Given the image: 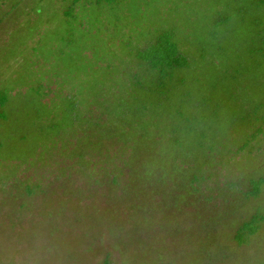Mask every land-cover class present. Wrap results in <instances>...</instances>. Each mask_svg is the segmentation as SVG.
I'll list each match as a JSON object with an SVG mask.
<instances>
[{"label": "rangeland", "instance_id": "rangeland-1", "mask_svg": "<svg viewBox=\"0 0 264 264\" xmlns=\"http://www.w3.org/2000/svg\"><path fill=\"white\" fill-rule=\"evenodd\" d=\"M183 14L197 23L204 16L200 0L0 1V93L14 95L0 106V264H104L107 258L113 264H264L263 134L237 130L234 139L228 131L220 141L221 154L208 152L206 163L184 160L185 170L194 168L200 176L193 179L182 170L166 180L162 170L150 179L140 176V163L148 159L133 162L132 150L122 153L121 142L111 137L110 131L129 132L131 125L111 120L107 106L131 90V74L148 84V65H138L129 50L147 46L159 27L183 28ZM189 33L185 30V37ZM182 43L194 60L190 44ZM93 49L99 50L100 74L109 73L111 64L116 75L109 84L113 79L118 84L106 87L98 102L103 107L95 103L87 109L77 136L48 145L42 125L33 119L40 97L61 108L77 82L73 79L90 76ZM195 71L187 79L191 85ZM220 81L216 93L207 96L223 102L224 125L231 115L243 125L247 113L234 103L232 87L241 89V103L250 100L256 106L263 94L260 84ZM199 85L214 87L204 77ZM186 87L179 91L180 101L189 110L185 99H197L199 92L183 97ZM254 109L264 114V106ZM37 149L36 158L12 160ZM257 214L259 231L240 244L236 233Z\"/></svg>", "mask_w": 264, "mask_h": 264}, {"label": "trees", "instance_id": "trees-1", "mask_svg": "<svg viewBox=\"0 0 264 264\" xmlns=\"http://www.w3.org/2000/svg\"><path fill=\"white\" fill-rule=\"evenodd\" d=\"M94 1L99 4H113L116 0ZM200 8L204 16L198 18L197 23L192 16L183 14L186 16L183 22L184 30L183 28L177 30L172 26L166 29L159 27L151 33L152 40L147 46L129 50V55L135 58L138 65H148L150 72L148 84L141 80L139 74H131L130 79L134 80L131 90L121 96H114L113 102L106 108L111 120L118 117L122 124L124 121L126 125H131L129 132L119 128L110 133L112 138L116 137L121 142L119 144L122 153L127 149L132 150L133 162L136 158L148 159L143 163L141 161V170H138L139 175L144 179L152 178L161 170L164 173L163 180L168 176L182 175L184 171L194 179L199 174L194 173V168L185 170L184 165L189 164L186 163L187 160L194 161L193 157H195L196 160L206 163L208 152L221 154L223 149L220 141L228 131L234 139L237 130L247 131L252 137L264 135V114L258 116L254 109L258 105L264 106V0H200ZM185 30L190 31L186 37ZM179 32H182L183 36L180 37ZM88 41L94 44L97 40ZM182 42L190 44L189 46L192 47L190 50L196 54L194 60H190L188 54L182 50ZM95 53L93 57L89 56L88 75L90 76L88 79H73L77 82L73 84L72 94L66 95L61 108L58 104L57 109L53 108V101L48 102L45 97H40V108L36 113L34 111L33 119L42 125L41 132L47 135L48 145L59 138L64 141L69 140L71 134L73 137L77 136L79 125L85 121L87 109L95 106V103L102 99L106 87L118 84L116 79L109 84V77L116 75L111 73V64L107 63L110 68L106 70L110 71L109 73L100 74V65H97V63L102 64L99 50L96 49ZM203 61L205 65L198 64ZM192 69H197L194 85L189 84L187 80ZM202 77L214 87L198 86V81ZM228 79L234 80L240 86L245 82L259 83L262 88L261 102L255 106L250 100L241 103L239 97L241 89L237 86L232 87L234 103L239 104L247 113L243 125L235 122L236 116L231 118L232 115L230 124L224 125L227 115L222 112L223 102L214 95L207 96L210 91L216 93L214 88L219 80L228 82ZM184 85H187V93H182L183 97H188L191 91L199 92L197 99H185L189 110L182 108L181 104L183 98L179 91ZM146 92H150L149 98L145 96ZM174 95H177L175 100H173ZM13 96L12 93L6 95L0 93V106L5 107L10 104L14 100ZM96 105L97 108L98 105L104 106L100 103ZM252 114L255 115L254 118ZM142 116L144 120L141 121ZM199 119L203 120L197 122ZM233 121L240 126H234ZM32 126L35 132L40 131L36 129L35 124ZM219 126L224 128H218ZM211 140L219 141L211 144ZM39 151L37 149L35 154L25 159L15 155L12 160L28 161L36 158ZM185 159L187 160L184 161ZM258 190L253 193H258ZM261 220L262 217L257 214L241 225L235 235L236 239L242 241L241 243L238 241L240 244L245 238L247 239V236H253L259 231ZM104 264L113 263L107 258Z\"/></svg>", "mask_w": 264, "mask_h": 264}]
</instances>
